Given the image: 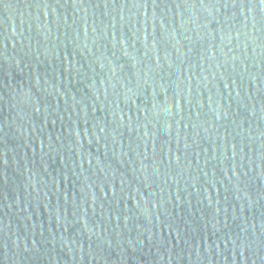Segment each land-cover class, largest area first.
<instances>
[{
  "label": "water",
  "instance_id": "water-1",
  "mask_svg": "<svg viewBox=\"0 0 264 264\" xmlns=\"http://www.w3.org/2000/svg\"><path fill=\"white\" fill-rule=\"evenodd\" d=\"M0 264H264V3L0 0Z\"/></svg>",
  "mask_w": 264,
  "mask_h": 264
},
{
  "label": "snow or ice",
  "instance_id": "snow-or-ice-1",
  "mask_svg": "<svg viewBox=\"0 0 264 264\" xmlns=\"http://www.w3.org/2000/svg\"><path fill=\"white\" fill-rule=\"evenodd\" d=\"M261 3H264V0H261Z\"/></svg>",
  "mask_w": 264,
  "mask_h": 264
}]
</instances>
